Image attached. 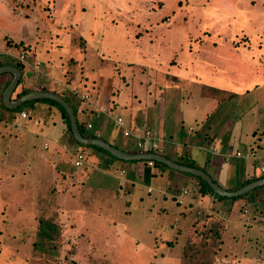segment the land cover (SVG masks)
Masks as SVG:
<instances>
[{
  "label": "crops",
  "instance_id": "crops-1",
  "mask_svg": "<svg viewBox=\"0 0 264 264\" xmlns=\"http://www.w3.org/2000/svg\"><path fill=\"white\" fill-rule=\"evenodd\" d=\"M105 3L102 4V0H33L32 5L30 0H27L21 9L15 7L9 0H0V40L3 41V45H0V61L14 62L12 60L18 58L21 52H26V59L22 61L24 67L21 70L23 80L21 86L26 85L32 87L33 90H42V87L46 86L61 92L70 101L72 100L71 103L77 110L78 120L88 125L89 123L92 124V127L87 125L86 130L99 135V138H103L112 145L117 144L124 150L125 148L136 147V139L132 136H125L124 129L134 132L152 129L161 138L162 152L166 157L179 163L185 161L193 163V167L205 170L226 189L232 188L252 176L264 173L261 170V166L264 165V116H262L263 119H259V113L262 114L261 110H257L256 106L251 104L255 95L258 102L259 99L264 98V43L260 41L251 42L250 39L237 42L236 51L232 52L233 55L217 56L218 59L216 58L215 61L207 62L210 64L207 69L211 74H218V78L229 79L230 74L234 77V73L239 72L242 73L244 79H248L249 76L256 77L246 85L224 88L223 85L190 82L193 81L191 79L193 77H185V70L190 69L195 62H203L202 59H205L202 56L196 57L197 50H193L192 36H186L185 48L189 54L193 51L195 55L193 57L184 56L183 59H178L175 56L170 60L162 50L166 48L168 42L164 39L157 42L156 34L155 36H146V38L144 32L139 31L134 37L136 41L135 50H133L134 56L125 61L127 70H130L128 72L129 81L123 84L125 86L122 84L118 87L112 86L110 95L106 96L101 88L102 77L107 76V82L111 85V78L112 76L115 78L118 68H99L98 76L94 77L91 83L96 91H91L86 89L88 83L86 82V73H84L85 68L83 67L84 70L78 71L76 67V63H80L81 67L85 66L88 54L85 53L78 59L76 55L71 53L72 50L77 51L78 49L79 52H82L81 46L77 44L79 40H84L88 28L90 31L92 30L91 18H93L95 28L102 31V25H105L107 21L106 17L102 20V16L112 13V6L115 7L116 5L112 3V0H108L106 5ZM96 6L98 12H96ZM142 9H144L143 23H149V20L146 19L150 13L161 15L157 13L161 9L156 11H150L149 8ZM40 10L43 12V16L47 17L46 19L38 18L36 14ZM128 10L130 9L128 8ZM215 12L218 14L219 11ZM71 15L77 16L76 20L71 21L69 18ZM42 20L47 23H41ZM68 24H73L74 28H77V40L70 35L71 28H68ZM137 24L140 26L142 22L128 23L125 26L134 27ZM150 24L154 27L151 31L160 32L163 38L166 37L167 32L173 31L172 25H159V22ZM88 39L92 40L93 37L90 35ZM231 44H234V40ZM54 47H57L58 50L56 51ZM65 47L72 48L69 52L64 53L61 48ZM76 47L79 48L75 49ZM19 48L22 50L20 51ZM195 48L197 49V47ZM31 53L36 56L33 63L28 62V55ZM240 53H244L245 56H241ZM100 57L98 58L100 59ZM37 61L41 62L39 68L36 65ZM43 61L51 66L49 73L44 72L48 80L39 84L38 87H34L38 81L37 71L41 68ZM63 66H68V70L65 69L62 73L60 70ZM219 66L223 67L220 71L217 70ZM96 67L98 68L97 64ZM76 70L77 73L75 74ZM195 70L199 71V68L196 67ZM2 74L0 73V76L3 77L2 81L0 80V135L4 137L3 134L5 133L12 136L13 127L14 124L17 125V121L20 125H28L29 121L31 123L33 112V145L38 140H43V147L49 150V153L43 158L50 160V164L55 163V168L61 172L58 174H63L60 181L69 185V180H75L76 176V181L81 184L76 189L77 191L80 190L82 184H85V174L76 170L71 175L63 167L65 160H69L73 165L75 155L81 151L82 146L79 148L76 146L77 143L71 141L67 124L59 109L46 101H36L30 108H25L24 111L29 113V117H22L21 111L12 112L7 109L1 104L6 88L3 89L6 77ZM117 76L119 79V74ZM120 77L123 79L125 75H122L121 72ZM153 82L154 86L147 85ZM188 82L189 84L192 83L196 93L206 99H210L211 96L201 93L202 84L219 87L223 90L228 89L227 91L234 92L236 95L226 100H218L212 97L213 101L211 100L208 111L212 105L216 106L213 112L214 114L217 113L216 118H214L215 122L206 121L208 111L200 112L198 105L187 109L188 111L175 106L176 100L180 98L181 101L184 95L183 92L179 93L175 89L174 84L181 87ZM129 84H132L130 89H128ZM82 85L86 87L83 89ZM253 90L258 91L256 94H252L254 93ZM74 93L79 95L81 99H74L75 96L72 95ZM81 94H88V98H82ZM245 94L250 100L242 97ZM174 110L179 113L186 111L189 118L184 115V120L189 119L191 121L188 130L192 133H187L186 136L182 134L180 129L182 120L174 124L172 121ZM96 111H105L106 113L102 114L103 116L95 117ZM119 116L124 119L123 127H120L115 121ZM84 148H88L90 154L86 155L84 166L78 168L84 170V167L89 165L92 169L100 171L102 182L103 179H109V185L101 183L97 179L96 187L102 196H107L105 202H112L111 208L114 207V199L118 197L126 198L127 204H129L130 198L132 201L139 198L141 202H144L147 211L154 209L155 211L166 212L168 209V187L170 186L168 181L171 177H175L177 181L183 183L178 189L177 194L179 195L177 197L179 200L182 199L184 203L187 202L185 208L178 210L180 216L185 218V222L191 220L193 213L192 219L196 218L199 221L209 220L212 217L222 218L225 221L223 239L228 230L227 235L234 237V232L240 227L239 225H243L249 232L246 233L247 239L257 247L256 250L260 253L252 252L251 255L253 256H247L244 252L243 258H251L254 264H264V191H260L254 197L248 196L249 198L225 201L211 193L199 192L198 181L190 172L180 171L170 166L150 164L149 161L121 162L93 148ZM237 151L241 152V156L235 154ZM34 155L33 152L35 158ZM170 169L187 175H172ZM58 174L51 170L46 178H42V181L56 177L59 180ZM67 174L70 177L66 176ZM71 184L77 185L76 182L72 181ZM69 189L68 186L65 190L69 191ZM185 190L187 192H184ZM115 196L117 197L115 198ZM70 199V193L63 194L62 200L64 202H70ZM237 202H242L239 204V209L235 207ZM156 205L157 209L155 208ZM193 207L196 210L192 209ZM246 208L247 211L244 212ZM171 224L169 228H174ZM177 229L181 234L185 230H181V227L178 226ZM185 232L186 230L183 236L186 235ZM229 253L230 251L225 252L226 255L230 256L229 262L236 259L232 253Z\"/></svg>",
  "mask_w": 264,
  "mask_h": 264
},
{
  "label": "rangeland",
  "instance_id": "rangeland-1",
  "mask_svg": "<svg viewBox=\"0 0 264 264\" xmlns=\"http://www.w3.org/2000/svg\"><path fill=\"white\" fill-rule=\"evenodd\" d=\"M9 1L15 7L22 9L27 0ZM103 1L105 0H102V4L107 3L108 0ZM112 3L116 4V9L112 6V13L102 16V20L104 17L107 18L105 25H102V31L95 28L93 18H91L90 23L94 27L92 26L91 31L88 28L84 40H79L77 44L81 46L82 52H79V49L71 52L78 59L79 56L88 54L85 66L81 67L80 63H76L78 71L85 68L88 88L82 85L83 89L86 87V89L96 91L91 83L92 79L98 76L97 71L101 67L104 69L118 68L117 73L115 70V78L113 76L111 78V85L107 82V76L102 77L101 88L106 96L110 95L112 86L118 87L129 81L128 72L130 70H127L125 61L134 56L133 50H135L136 43L134 37L139 31L144 32L145 37L156 34L157 42L163 39L168 42L169 44H166V48L162 50L170 60L175 56L183 59L184 56L193 57L195 55L193 51L189 54L185 48L186 36H192L193 50H197L196 57L202 56L205 59H202L203 62H195L190 69L185 70V77H193L191 78L193 81L190 82H205L212 85H223L224 88H235L237 87L235 85H246L256 78L249 76L248 79H244L240 72L234 73V77L230 74L229 79L218 78V74H211L207 69L210 65L207 62L215 61L217 56L233 55L232 52L236 51L237 42L250 39L251 42L264 43V0H112ZM30 4L33 5V0H30ZM142 8H149L150 11L161 9L157 12L161 15L150 13L146 19L149 23H143L144 9ZM95 9L98 12L97 6ZM51 11L53 13V9ZM215 11H219L218 14ZM36 15L41 19L47 18L43 16L41 10ZM69 18L74 21L77 16L71 15ZM44 22L45 20H42L41 23L44 24ZM127 22L129 24L142 22V24L126 27ZM154 22H159V25H172L173 31L167 32L166 37L163 38L160 32L151 31L154 27L150 23ZM68 28H71L70 35L77 40V28H74L73 24H68ZM90 35L93 37L92 40L88 39ZM232 40L235 45L231 44ZM1 44L3 45L2 40H0ZM22 48L25 47L22 46ZM22 48L19 50L21 51ZM71 48H61V51L66 53ZM77 48L79 47L75 49ZM54 49L58 50L57 47ZM98 51L99 54H97ZM240 55L245 56L244 53ZM99 56H101L100 59ZM35 57L33 53L29 54L28 62L33 63ZM12 61L19 60L15 58ZM67 67L63 66L60 71L63 73ZM196 67L199 71L195 70ZM222 69V66L217 67L218 71ZM50 71V64L43 61L41 68L37 71L38 81L34 87L46 82L48 79L44 72L49 73ZM120 71L122 75H125L123 79L120 77ZM117 74H119V79ZM2 79L3 77L0 76L1 81ZM147 85L154 86V82ZM177 85L174 84L175 89L179 93L183 92L184 98L181 101L180 98L176 100L175 106L188 111L187 109L198 105L200 112L208 111L209 104L213 101L212 97L206 99L196 93L192 83L188 82L181 87ZM23 86L17 85L13 98L18 97L17 94ZM130 86L132 84H129L128 89ZM256 91L258 90H253L252 94H256ZM72 95L75 96L74 99H81L75 93ZM242 97L250 100L246 94ZM251 104L256 106L257 110H261L262 114L259 113V119H263L264 98L259 99L258 102L255 95ZM26 107L30 108L31 105ZM215 107V105L211 106L206 121L215 122L214 118L217 114L213 113ZM186 111L179 113L174 110V119H172L174 124L182 120V126L180 127L179 124V127L185 136L187 133H192L188 130L191 121L184 120V115L189 118ZM105 113V111H96L95 117ZM31 120L28 125H20L17 121V125L14 124L12 136L5 133L4 137L0 135V264H183L182 250L187 238L196 236L195 239L201 240L202 233L198 229L202 228L205 223L203 220L192 219L194 213L191 220L186 222L185 218L180 216L178 210L187 205V202H178L179 197H177L178 189L183 183L177 181L175 177H171L168 181L170 186L168 187L166 212L154 209L147 211L144 202H141L139 198L133 201L130 198L127 204L126 198H116L117 196L114 199V207L111 208L112 202H105L107 196H102L97 191V179L106 185L110 184L109 179H103L102 182L99 170L92 169L89 165L83 170L74 163L71 165L69 160H65L63 169L71 175L76 170L83 172L85 184L83 183L77 191L76 187L81 184L76 181V176L75 180H69V185L60 181L63 174H58L61 172L55 168V163L50 164V160L43 158L49 153V150L43 147V140H38L33 145V112ZM195 124L197 126V122ZM76 146L81 147L78 144ZM80 150L86 155L90 154L88 148L81 147ZM51 170L58 174L59 180L56 177L42 181V178H46ZM170 170L172 175H187L177 170ZM68 174L66 176L70 177ZM71 181L76 182L77 185L74 186ZM66 186L70 187L69 191L65 190ZM66 193H70V202L62 200L63 194ZM240 203L242 202H237L235 205L237 209L240 208ZM155 208L157 209V205ZM246 211L247 208L244 212ZM45 217H51L60 224L61 235L57 239L56 249L52 248L49 252L41 253L40 249L35 248L34 242L38 239L39 219ZM170 223L174 228H169ZM177 226L181 227V230L185 229L186 235L183 236L185 230L181 234ZM239 226L234 232V237L227 235L228 230L224 239L222 238L221 245L223 240L224 243L219 248L216 264H254L251 258H243L244 252L247 256H253L252 252L260 253L256 250L257 247L247 239L249 233L247 228L243 225ZM228 251L236 259L229 262L230 256L225 254Z\"/></svg>",
  "mask_w": 264,
  "mask_h": 264
},
{
  "label": "trees",
  "instance_id": "trees-1",
  "mask_svg": "<svg viewBox=\"0 0 264 264\" xmlns=\"http://www.w3.org/2000/svg\"><path fill=\"white\" fill-rule=\"evenodd\" d=\"M12 63L15 64L16 66H18L21 70H23L24 64L21 61H16V62L0 61V66L4 65V64H12ZM2 75L6 77L5 85L3 87V89H4L10 83V81L12 80L14 75L11 72H5ZM22 81L23 80L21 78L19 84H21ZM3 89H2V91H3ZM30 90H33V88L23 86L22 90L20 92H18L17 96L19 97L22 94H24ZM42 90H49V91H53V92H57V93L61 94V92H58L57 90L51 89V88L46 87V86H43ZM201 93L203 95L215 97L218 100L230 99L231 97L236 95L234 92H230L227 90H223L222 88H219V87H215V86H211V85H205V84L201 85ZM63 96L71 103L70 99L67 96H65V95H63ZM38 100L39 101H46V102L50 103L51 105L56 106L59 109L62 118L64 119V121L67 124L68 132L70 134V138H71L72 142H75L78 145H81L82 147L93 148L94 150H97L98 152H101V153H103L107 156H110L113 159L119 160L121 162H127V161H132V162L146 161V162H148L149 161V160H144V159H141V160H124V159H121V158L114 156L112 153H110L109 151H107L106 149H104L102 147H99V146H96L93 144H84V143L79 142L73 135V132L71 129L70 117H69L67 110L64 108L63 105H61L56 100L48 99V98L36 99V100L24 102L21 105L14 107V108L6 106L2 101H1V104L4 107H6L7 109L11 110L12 112H18V111H23L25 108H27L26 107L27 105H33ZM75 112L77 115L76 109H75ZM77 120H78V118H77ZM78 124H79L81 132L83 133L84 136H86V137H100L99 135H97L93 132L87 131L86 126L88 124H86L85 122L78 120ZM113 145L116 147H120L117 144H113ZM125 150L128 152H140V151L143 152V150L141 148H138L137 146L133 147V148H125ZM155 152H159V151H155ZM159 153L164 154V152H159ZM153 163L169 167L167 164H165L163 162L156 161V160H153ZM182 163L193 166V163H191V162L185 161ZM191 175L198 181L199 192H201L203 194L211 193L220 199H226V200L228 199V200L234 201L238 198H246L248 196L254 197L260 191H264V184H263L259 187H256L255 189L249 191L248 193L241 195V196H235V197L223 196V195H220L217 192H215V190L202 177L195 175L193 173H191ZM262 177H264V173L252 176L249 179H246V180L239 182L236 186H234L232 188H228V190H236V189L242 187L243 185H245V184H247L253 180L262 178ZM198 231L202 233L201 240L195 239L196 236H190L187 238V240L185 242V245H184L183 250H182L183 264H215L217 254L220 251L219 248L221 246L222 236H223V233L225 231V221L219 217H212L209 220L206 219L204 225H202V228L198 229ZM60 235H61V226L58 222H56L51 217L40 218L39 219V228H38V239L34 242L35 248L40 249L41 253H44V251L49 252L50 250H52V248L56 249L58 247L57 239L60 237Z\"/></svg>",
  "mask_w": 264,
  "mask_h": 264
},
{
  "label": "water",
  "instance_id": "water-1",
  "mask_svg": "<svg viewBox=\"0 0 264 264\" xmlns=\"http://www.w3.org/2000/svg\"><path fill=\"white\" fill-rule=\"evenodd\" d=\"M4 72H11L13 73V78L10 81V83L6 86L3 92V103L11 108L17 107L21 105L24 102H28L31 100L36 99H42V98H48L58 101L61 105L64 106V108L67 110L69 117H70V123H71V129L73 132L74 137L81 143L84 144H93L99 147H102L112 153L114 156L124 159V160H156L159 162H163L170 166L171 168L178 169L180 171L184 172H190L195 175H198L202 177L208 184L220 195L223 196H241L243 194L248 193L249 191L255 189L256 187H259L264 184V177L253 180L242 187L236 189V190H228L221 186L208 172L201 168L185 165L182 163H179L177 161H174L165 155L159 153V152H128L120 147H116L109 143L108 141L104 140L103 138L99 137H86L81 132V129L78 124L77 115L75 112L74 107L72 104L61 94L49 90H30L21 96L13 99L12 94L15 91L17 85L19 84L21 78H22V71L21 69L14 65V64H4L0 66V73Z\"/></svg>",
  "mask_w": 264,
  "mask_h": 264
},
{
  "label": "built area",
  "instance_id": "built-area-1",
  "mask_svg": "<svg viewBox=\"0 0 264 264\" xmlns=\"http://www.w3.org/2000/svg\"><path fill=\"white\" fill-rule=\"evenodd\" d=\"M1 53V50H0ZM20 61H24L26 59V52H21L20 55L17 58ZM40 61H37L36 65L37 68H39L40 66ZM78 91V90H77ZM82 98H88V94H81ZM21 116L22 117H29V113L27 111H21ZM116 123L120 126L123 127L124 126V119L122 117H117L115 119ZM89 127H92V124L89 123L88 125ZM124 135L125 136H132L136 139V146L138 148H141L143 150V152H150V151H159L162 152L163 151V147L161 144V138H159L155 132L152 129H146L143 132H134L132 130L129 129H124ZM155 150V151H154ZM237 156H241V152L237 151L235 153ZM85 159H86V154L84 153V151H78L75 155V160H74V164L76 166H82L85 163ZM150 164H153L152 160H149ZM261 170L264 171V165L261 166ZM184 192H187V190H185ZM179 202H183L182 199L179 200Z\"/></svg>",
  "mask_w": 264,
  "mask_h": 264
}]
</instances>
